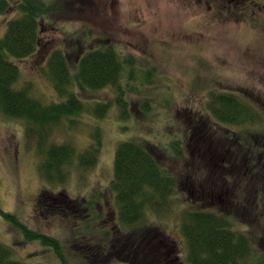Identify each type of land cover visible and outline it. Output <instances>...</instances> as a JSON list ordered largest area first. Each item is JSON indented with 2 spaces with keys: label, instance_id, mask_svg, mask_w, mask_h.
I'll list each match as a JSON object with an SVG mask.
<instances>
[{
  "label": "rangeland",
  "instance_id": "374dc122",
  "mask_svg": "<svg viewBox=\"0 0 264 264\" xmlns=\"http://www.w3.org/2000/svg\"><path fill=\"white\" fill-rule=\"evenodd\" d=\"M67 1L77 12L68 13L66 24L60 21L61 24H51V29L44 28L40 46L31 55L16 60L20 75L15 85H28L31 95L45 103L66 99L48 77L47 60L55 48L74 53L75 46L70 40L74 28L89 29L93 42L114 43L122 55L135 57V64L132 77H127L129 66H125L121 77L126 110L116 103L117 93L113 87L84 91L74 82L64 86L76 91L82 100V112L72 126L68 127L65 120L54 126L49 142H70L84 151L90 142H95L96 129L100 145L92 168L79 170L72 166L63 185H46L45 192L55 193L52 199L48 198V211L70 205L80 216L87 210L82 202L95 198L106 225H112L113 220L109 219L113 218L110 213L113 201L109 192L114 152L121 141L133 135L143 137L152 145L158 161L178 177L180 197L172 194L166 210L154 211L155 206H151L149 215L135 230H140L141 224L153 225L151 229L159 233L157 246L161 251L155 264L169 258L171 264H188L186 240L180 231V213L185 205L233 211L227 205L232 192H220L219 196L217 192H190L198 190L201 175L193 169L209 165L206 163L209 154L202 148H211L201 131L223 139V144L229 142L228 138H222L225 133L221 130L216 133L215 127H209V121L202 115L203 101L211 91L226 89L257 99L264 109V0ZM15 16L14 11L6 13L4 20ZM97 103L109 104L100 119L94 112ZM24 129V119L8 117L0 110V208L16 214L33 229L50 233L57 221L53 215L39 216L43 209L37 202L43 182L33 148L36 141H27ZM197 135L203 136L199 142L195 141ZM203 143L206 146L202 147ZM171 146L183 152L182 159L172 156ZM200 150L204 153H199ZM252 172L244 174L233 170L231 173L237 179L251 180L253 190L251 187L244 190L249 195L256 192V186L264 192L263 172L250 177ZM223 180L227 185L233 183ZM59 192L63 193L58 195ZM203 193L206 198L201 197ZM223 197L225 205L220 203ZM261 203L262 199L256 200L244 213L237 210L234 225L236 229L245 228L249 235L250 227L256 225V246L264 250V225L259 221L264 216ZM105 204L107 209H103ZM255 214L259 218L253 225L247 223L246 218ZM11 225L0 213V242L11 250L14 258L25 264H61L53 249L40 241L25 239L23 233ZM71 262L79 264L76 260Z\"/></svg>",
  "mask_w": 264,
  "mask_h": 264
},
{
  "label": "trees",
  "instance_id": "16d2710c",
  "mask_svg": "<svg viewBox=\"0 0 264 264\" xmlns=\"http://www.w3.org/2000/svg\"><path fill=\"white\" fill-rule=\"evenodd\" d=\"M71 6L67 0H0V110L8 117L24 119L26 140L36 141L33 148L38 159V174L43 182L37 202V206L43 209L39 216L53 215L57 222L49 233L33 229L12 212L0 208V213L8 218L11 226L23 233L25 239L40 241L53 249L61 264H73L71 260L79 261V264H98L99 261L101 264H139L147 254L161 251L157 246L160 239L159 233L151 229L153 225L146 227L141 224L138 231L135 228L149 215L151 206H155L154 211L166 210L171 204L172 194H178L179 190L178 177L158 161L147 139L133 135L116 147L109 192L113 201V218L109 219L113 220L112 225H106L95 198L89 197L82 202L87 210L80 216L70 205L48 211L47 202L55 193L45 192L46 185H63L71 174L72 166L79 170L92 168L97 162L100 145L96 129L93 134H97L95 142H90L84 151H79L70 142H49L54 126L65 120L70 127L82 112V100L76 91L67 90L64 86L74 82L84 91L113 87L117 93L116 103L126 110L121 77L125 66L130 67L127 77H132L135 64V57L122 55L114 43L93 42L89 29L74 28L70 32L74 53L55 48L47 60L48 77L66 99L45 103L31 95L28 85H15L20 75L16 60L31 55L40 46L44 28L51 29V24L61 22L66 24L68 13L77 12ZM13 11L16 16L4 20V15ZM108 108L109 104L97 103L95 115L103 118ZM202 113L206 122L209 121V127H215L216 133L221 130L225 133L222 138L229 139L223 144V139L219 140L209 131H201L211 148H202L205 153L215 156L219 150L218 157L244 158L247 160L245 164L253 166L255 177L262 172L264 176V109L258 100L226 89L211 91L204 98ZM202 138L197 135L195 141ZM171 152L172 156L183 158V152L177 151L175 146H171ZM261 184L264 185V180ZM243 185L248 189L247 181H243ZM201 189L199 186L195 192H201ZM201 197L206 198L204 193ZM228 197L227 205L233 211H226L228 208H220L221 211L209 209L188 202L182 209L180 231L186 240L188 264H264V250L256 246L254 238L256 225L250 227V235L245 228L236 229L234 225L237 210L244 213L245 208L258 199H262L264 208V192L256 186L252 195L249 192H232ZM220 203L226 204L224 197ZM256 218H259L257 214L251 215L246 218L247 223L253 225ZM259 221L264 225V216ZM103 243L107 246L103 247ZM107 249L109 251L105 253ZM124 252L127 254L120 256ZM93 253L99 258L95 259ZM104 254H112V258L103 259ZM12 255L11 250L0 242V264H25Z\"/></svg>",
  "mask_w": 264,
  "mask_h": 264
},
{
  "label": "flooded vegetation",
  "instance_id": "af4514ba",
  "mask_svg": "<svg viewBox=\"0 0 264 264\" xmlns=\"http://www.w3.org/2000/svg\"><path fill=\"white\" fill-rule=\"evenodd\" d=\"M199 153H204L202 150L199 151ZM219 152L215 153V156H209L207 158V164H209L207 167H202L199 169H193L200 171V179H199V186L202 188L201 192H244L246 190L245 185H243V180L241 178H236L232 176V171L237 170L238 172H243L244 174L247 172H252L250 177L254 175V169L253 166H250V164H245L247 162L246 159L240 158V157H234L225 159L224 157H218ZM220 169V172H219ZM224 169V171H223ZM205 176V179L203 176ZM113 176V173H112ZM223 178L228 180H233V183L230 185L225 184ZM112 179V178H111ZM110 179V181H111ZM215 180L222 181L223 183L218 184ZM248 182V186L253 188L251 185V180H245ZM253 190V189H252ZM105 192H108L106 190ZM190 192H195V189H191ZM112 196V194H111ZM113 205V204H112ZM167 248L169 249V245H167ZM109 251L107 249L105 253ZM94 258L98 259L99 255L93 253ZM107 255V256H106ZM159 257V253H153V254H147L143 260L142 264H155L159 260H157ZM112 258V254H104L103 259L109 260ZM105 260V261H106ZM162 264H171V258L166 259V261Z\"/></svg>",
  "mask_w": 264,
  "mask_h": 264
}]
</instances>
